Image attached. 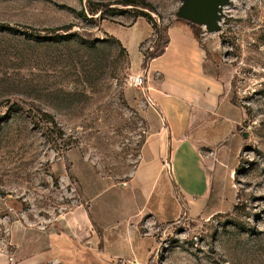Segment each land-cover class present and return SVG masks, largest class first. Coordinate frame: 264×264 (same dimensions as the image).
Returning a JSON list of instances; mask_svg holds the SVG:
<instances>
[{"label":"rangeland","instance_id":"374dc122","mask_svg":"<svg viewBox=\"0 0 264 264\" xmlns=\"http://www.w3.org/2000/svg\"><path fill=\"white\" fill-rule=\"evenodd\" d=\"M125 1L0 0L17 30H0V264H264V0H229L219 32L194 27L221 86L189 119L202 205L174 186L163 76L147 70L170 29L192 30L185 0ZM139 163L164 172L159 207Z\"/></svg>","mask_w":264,"mask_h":264},{"label":"crops","instance_id":"0c3cea01","mask_svg":"<svg viewBox=\"0 0 264 264\" xmlns=\"http://www.w3.org/2000/svg\"><path fill=\"white\" fill-rule=\"evenodd\" d=\"M168 40L163 54L152 59L147 70L149 74L163 76L160 84L152 88L156 105L167 121L164 131L168 140L164 144L173 150L174 186L188 202L193 200L202 205L208 192L207 176L187 136L189 119L194 111L212 113L218 108L221 86L211 75L203 73L206 51L190 28L182 25L170 29ZM204 85L208 87L206 94L202 91ZM157 134L164 136L162 131L154 135ZM163 173L156 166L146 169L143 163L135 169L133 180L140 183V193L147 202L157 191Z\"/></svg>","mask_w":264,"mask_h":264},{"label":"water","instance_id":"95a60500","mask_svg":"<svg viewBox=\"0 0 264 264\" xmlns=\"http://www.w3.org/2000/svg\"><path fill=\"white\" fill-rule=\"evenodd\" d=\"M229 0H185L179 17L203 27L209 33L219 32L224 7Z\"/></svg>","mask_w":264,"mask_h":264},{"label":"trees","instance_id":"16d2710c","mask_svg":"<svg viewBox=\"0 0 264 264\" xmlns=\"http://www.w3.org/2000/svg\"><path fill=\"white\" fill-rule=\"evenodd\" d=\"M123 3H124V5H126V6H133V5H135L134 2H133V0H127V1H125V2H123ZM103 6H105V5H103ZM105 7H107V6H105ZM81 13H82V15L85 16L84 12H81ZM179 19H180V20H183V19H181L180 17H179ZM184 21H185V20H184ZM186 22H187V23L190 25V27L192 28V32H193L194 36H195L196 38L199 39V34H198V32H196L195 29H194V27H196L197 25H195V24H193V23H190V22H188V21H186ZM0 30H1V31L17 32V30H15L14 28H12V27H10V26H6V25H0ZM162 54H163V53H160V54L154 56L152 59L157 58V57L161 56ZM156 192H157V191H156ZM156 192L152 195V197L150 198V200H149L148 203H151V201H155L154 206L159 207V201H158V202L156 201V199H157V194H156ZM158 200H159V199H158ZM164 212H165L164 215H165V217L167 218V220H168L169 222H172L174 219H176V216H177V213H178V209H177V205L175 204V202L171 200V203H170V204H167L166 206H164Z\"/></svg>","mask_w":264,"mask_h":264},{"label":"built area","instance_id":"2783aa9c","mask_svg":"<svg viewBox=\"0 0 264 264\" xmlns=\"http://www.w3.org/2000/svg\"><path fill=\"white\" fill-rule=\"evenodd\" d=\"M134 83H135L136 85H138V86H142V84H143L144 82H143L142 77H138V78H135V79H134ZM150 100H151V98H150Z\"/></svg>","mask_w":264,"mask_h":264}]
</instances>
